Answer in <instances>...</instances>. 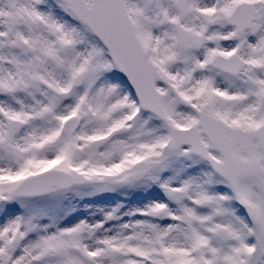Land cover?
Returning <instances> with one entry per match:
<instances>
[{"label":"snow or ice","instance_id":"snow-or-ice-1","mask_svg":"<svg viewBox=\"0 0 264 264\" xmlns=\"http://www.w3.org/2000/svg\"><path fill=\"white\" fill-rule=\"evenodd\" d=\"M0 264H264V0H0Z\"/></svg>","mask_w":264,"mask_h":264}]
</instances>
